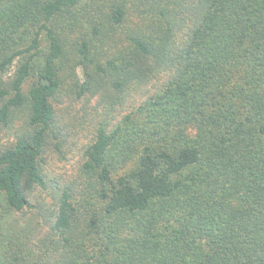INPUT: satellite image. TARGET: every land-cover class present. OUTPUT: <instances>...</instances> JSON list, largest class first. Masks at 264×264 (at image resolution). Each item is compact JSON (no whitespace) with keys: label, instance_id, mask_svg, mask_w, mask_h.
I'll return each mask as SVG.
<instances>
[{"label":"trees","instance_id":"trees-1","mask_svg":"<svg viewBox=\"0 0 264 264\" xmlns=\"http://www.w3.org/2000/svg\"><path fill=\"white\" fill-rule=\"evenodd\" d=\"M14 61L0 124L26 104L27 126L0 150V264H264V0H0V75ZM64 84L110 108L26 217Z\"/></svg>","mask_w":264,"mask_h":264},{"label":"rangeland","instance_id":"rangeland-1","mask_svg":"<svg viewBox=\"0 0 264 264\" xmlns=\"http://www.w3.org/2000/svg\"><path fill=\"white\" fill-rule=\"evenodd\" d=\"M77 32L70 34V41ZM110 44L112 45L110 41L99 43V49L108 51ZM71 63L69 61L64 63L63 74L65 76L70 70L68 65ZM16 65L17 62L14 61L9 71L0 75V79L8 80ZM77 70L79 78H81V70L78 67ZM29 83L30 81L26 82L24 90L27 89ZM148 86L150 87L151 84L145 87ZM135 89L132 88L130 93H126L125 103L128 104L130 101L133 102L139 99L138 89ZM105 100L104 97L98 94H84L76 97L75 92L68 89V84H64L56 94L53 102L57 113V129L60 135L57 136V139H49L42 155V165L47 175V189L38 188L34 191L35 193L30 198L32 205L28 207L26 211L28 216L25 215L26 217H31L38 210L43 213L47 212L46 209L52 205L51 193L55 189L53 187L54 183L75 174L84 146L92 139L99 121L106 114V110L110 108L104 102ZM26 106L25 104L14 109L8 122L0 124V150L10 146L17 136L26 130ZM39 219L43 220L42 217H39Z\"/></svg>","mask_w":264,"mask_h":264}]
</instances>
